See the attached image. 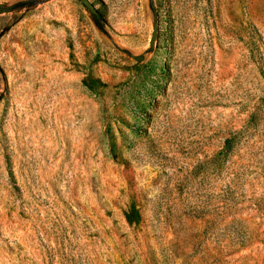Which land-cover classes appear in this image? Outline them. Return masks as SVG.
<instances>
[{
    "label": "rangeland",
    "instance_id": "rangeland-1",
    "mask_svg": "<svg viewBox=\"0 0 264 264\" xmlns=\"http://www.w3.org/2000/svg\"><path fill=\"white\" fill-rule=\"evenodd\" d=\"M88 1L0 0V264H264V0Z\"/></svg>",
    "mask_w": 264,
    "mask_h": 264
},
{
    "label": "water",
    "instance_id": "water-1",
    "mask_svg": "<svg viewBox=\"0 0 264 264\" xmlns=\"http://www.w3.org/2000/svg\"><path fill=\"white\" fill-rule=\"evenodd\" d=\"M85 7H87L92 13H94V8L91 5V3L88 0H79ZM156 37V29L154 30L153 36H152V41L151 44L153 43L154 39ZM137 61H142V58L139 57L136 59Z\"/></svg>",
    "mask_w": 264,
    "mask_h": 264
}]
</instances>
